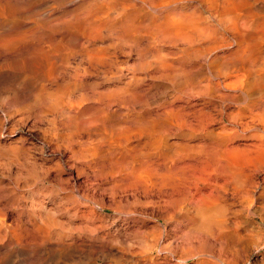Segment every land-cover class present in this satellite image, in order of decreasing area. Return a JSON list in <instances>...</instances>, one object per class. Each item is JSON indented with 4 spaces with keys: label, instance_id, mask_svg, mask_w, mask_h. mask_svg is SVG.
<instances>
[{
    "label": "rangeland",
    "instance_id": "1",
    "mask_svg": "<svg viewBox=\"0 0 264 264\" xmlns=\"http://www.w3.org/2000/svg\"><path fill=\"white\" fill-rule=\"evenodd\" d=\"M263 47L264 0H0V264H264V165L192 169L250 136L228 121L264 101ZM226 78L256 86L240 115L197 95Z\"/></svg>",
    "mask_w": 264,
    "mask_h": 264
},
{
    "label": "bare ground",
    "instance_id": "2",
    "mask_svg": "<svg viewBox=\"0 0 264 264\" xmlns=\"http://www.w3.org/2000/svg\"><path fill=\"white\" fill-rule=\"evenodd\" d=\"M224 3V2H223ZM126 12V11H125ZM120 15V14H119ZM263 15V14H262ZM112 20V19H111ZM127 20V19H126ZM226 20V19H225ZM236 24V23H235ZM234 26V25H233ZM243 27V26H242ZM247 28V27H246ZM235 29V28H234ZM155 30V29H154ZM208 33V32H207ZM210 33V32H209ZM243 33H245V32H243ZM20 34V33H19ZM241 35V34H240ZM222 36V35H221ZM250 38V37H249ZM263 38V37H262ZM12 39V38H11ZM249 41V40H248ZM8 43V42H7ZM237 43V42H236ZM260 43V42H259ZM263 43V42H262ZM214 44V43H213ZM262 45V44H261ZM242 46V45H241ZM253 46V45H252ZM259 46V45H258ZM209 47V46H208ZM260 47V46H259ZM262 47V46H261ZM190 48V47H189ZM247 48H249V47H247ZM264 48V47H263ZM213 50V49H212ZM258 50V49H257ZM250 51V50H249ZM262 51H264L263 49H262ZM235 52V51H234ZM252 52V51H251ZM250 52V53H251ZM261 52V51H260ZM231 53V52H230ZM257 53V52H256ZM259 53V52H258ZM262 53V52H261ZM261 55V54H260ZM230 56V55H229ZM262 56H264L263 54L261 55V57ZM237 58V57H236ZM244 58V57H243ZM254 58V57H253ZM245 59V58H244ZM255 59V58H254ZM260 59H264L263 57L262 58H260ZM239 60V59H238ZM234 61V60H233ZM247 61V60H246ZM255 61V60H254ZM252 62V61H251ZM258 62V61H257ZM264 62V61H263ZM231 63V62H230ZM233 63V62H232ZM259 64H260V62H259ZM215 65V64H214ZM231 65V64H230ZM233 65H234V63H233ZM241 65H243V64H241ZM240 65V66H241ZM245 65H246V63H245ZM263 65V64H262ZM261 65V66H262ZM244 66V65H243ZM233 67V66H232ZM242 67V66H241ZM247 67V66H246ZM249 67V66H248ZM227 68V67H226ZM234 68V67H233ZM239 68V67H238ZM253 68V67H252ZM264 68V67H263ZM231 69V68H230ZM249 69V68H248ZM254 69H257L256 68V66H255V68ZM254 69H252V70H254ZM259 69V68H258ZM257 69V70H258ZM221 70V69H220ZM257 70H254V71H257ZM264 70V69H263ZM236 71H237V69H236ZM242 71V70H241ZM253 71V72H254ZM259 71V70H258ZM235 71H233V73H231L232 74V76H234L236 73H234ZM242 72H244V71H242ZM249 72H250V70H249ZM252 72V71H251ZM250 72V73H251ZM261 72V71H260ZM260 72H257V73H260ZM237 73H238V71H237ZM241 73V72H240ZM246 73H247V71H246ZM234 74V75H233ZM253 74V73H252ZM225 75H227L228 76V74H225ZM240 74H236V76H239ZM242 75V74H241ZM244 75H245V73H244ZM250 75V74H249ZM249 75H248V77H249ZM256 75V74H255ZM258 75V77L256 76V78H257V83L258 84H260V79L262 78V77H260V76H262V75H260L259 76V74H257ZM224 76V75H223ZM229 76H230V74H229ZM228 76V77H229ZM264 76V75H263ZM244 77V76H243ZM260 77V78H259ZM220 78H222V77H220ZM259 78V79H258ZM226 79H230V78H226ZM233 79V78H232ZM247 79V78H246ZM253 79H255V78H253ZM231 80V79H230ZM229 80V81H230ZM252 80V78L250 79V80H247V82H249V81H251ZM232 81V80H231ZM235 81V82H234ZM234 81H232L231 83L230 82H228V81H226V80H217L215 83H214V91H213V93L211 92V89H210V87L209 86H207V84H206V86H202V87H200L198 90H197V92H198V96H199V93H201V95L203 94V95H206V96H208V97H213L214 95H215V97H219L220 99H221V101L223 102L222 103V110H224V113H231V111L232 110H234L235 108H236V106H237V97L238 96H241V97H243L244 99H246V98H248V96H249V94L251 93V90L253 89V87L254 88H256V86L254 85H251L252 83V81L250 82V85H249V83L247 84V82H246V80L244 79V78H239L238 80H234ZM256 81V80H255ZM255 81H254V84H256L255 83ZM261 81H263L264 82V78H263V80H261ZM212 83H209V85H211ZM199 85H200V83H199ZM201 85H202V83H201ZM253 86V87H252ZM258 86V85H257ZM260 87H261V84L259 85ZM263 86V85H262ZM194 87V86H193ZM260 87H258V88H260ZM264 87V86H263ZM123 88V87H122ZM190 89V88H189ZM195 89V88H194ZM260 90V89H259ZM192 91V90H191ZM191 91H189V93L191 92ZM215 92V93H214ZM253 92V91H252ZM259 92V91H258ZM260 92H261V90H260ZM188 93V92H187ZM195 93V92H194ZM53 94V93H52ZM193 94V93H192ZM196 94V93H195ZM194 94V95H195ZM253 94H255L254 92H253ZM252 94V95H253ZM202 95V96H203ZM256 96V95H255ZM250 97V96H249ZM252 97V96H251ZM254 97V96H253ZM259 98L260 96H256V98ZM219 98H216V99H219ZM255 98V99H256ZM261 98H264V97H260L259 99H261ZM207 99V98H206ZM244 99H243V101H244ZM247 100V99H246ZM258 100V99H257ZM264 100V99H263ZM200 101V100H199ZM240 101V100H239ZM204 103V102H203ZM202 103V104H203ZM218 103V102H217ZM244 102H242V104H243ZM205 104V103H204ZM211 104V103H210ZM239 104H241V103H239ZM217 105V104H216ZM246 105V104H245ZM248 105H250V104H248ZM247 105V106H248ZM252 105V104H251ZM201 106H203L204 107V105H201ZM200 106V107H201ZM207 106H209V105H207ZM211 106V105H210ZM209 106V107H210ZM214 106V105H213ZM212 107V106H211ZM218 107V106H217ZM238 107H239V105H238ZM237 107V108H238ZM251 107H253V105L251 106ZM171 108V107H170ZM169 108V109H170ZM208 108V107H207ZM207 108H206V110H203V109H199V111H197V113L199 112V114L200 115H198L197 116V120H196V123H197V125H199V128H200V126L202 127V128H200V129H203V128H205V126L206 127H208V125L210 124V120H212V116L213 115H211V110H207ZM214 108V107H213ZM219 108H221V107H219ZM247 108V107H246ZM178 109V108H177ZM209 109V108H208ZM215 109V108H214ZM239 109V108H238ZM250 109V108H249ZM252 109V108H251ZM250 109V110H251ZM179 110V109H178ZM220 110V109H219ZM218 110V111H219ZM187 111V110H186ZM217 111V112H218ZM229 111V112H228ZM236 111L238 112V111H240V110H236L235 109V112H234V115L235 114H238V113H236ZM253 112L250 114L252 117H250L249 119L250 120H247V121H250V122H247L246 121V119L244 120V122H242V121H239V120H237V118H234L235 120H233V115L231 114V116H232V119L230 120V121H228V122H231L232 123V125H233V127L235 128V129H237V130H240V132H244V133H249L250 134V136L248 137V139L247 140H245V141H241V143H230V141L229 142H227V143H225L224 141V143H215V141H212V143L210 142V144L208 143V148L207 147H205L204 148V150L203 151H205V149H206V151H207V149H208V151H207V156L209 157V160L212 162V164H211V168L209 169V163H207L208 161H207V159H205V164H204V162H202V163H200L201 161H203L202 160V156H201V159L199 160L200 162V164H202V165H199V167H195V168H192V169H197V171L196 172H198V175H196L197 173L195 172V176H197L196 178H197V180L196 181H198V179L200 180V177H203V175H205L206 177L204 178V179H207L208 180V178L209 179H211L212 178V176H215V177H217L218 175H220V174H224L223 176L224 177H226V180L224 179V181H228L227 183H229L230 181L229 180H231V178H233V176H237L238 177V175L240 174V175H242L243 177H244V179H243V182L244 183H249V182H251V183H249V184H252L253 183V185H254V181L256 182V180H255V173L256 172H258L259 171V168H258V165H261V167H263V165H264V101H261L260 100V102H258V104H254V108H253V110H252ZM189 112H191V111H189ZM251 111H249V113H250ZM196 113V112H195ZM215 113H216V111H215ZM220 113H221V111H220ZM240 113H242V112H240ZM185 114V113H184ZM213 114V113H212ZM227 114V115H228ZM190 115H192V114H190ZM214 115H216V119H218V114H214ZM238 115H240V114H238ZM237 115V117L238 118H240L241 119V117H239ZM242 115V114H241ZM168 116V115H167ZM181 116V115H180ZM225 116V115H224ZM230 116V115H229ZM242 116H245V115H242ZM249 116V115H248ZM193 117V116H192ZM212 117V118H211ZM227 117V116H226ZM235 117V116H234ZM189 118V117H188ZM228 118V117H227ZM245 118V117H244ZM252 118V119H251ZM185 119V118H184ZM194 119V118H193ZM192 119V120H193ZM189 121V120H188ZM218 121V120H217ZM246 121V122H245ZM178 122H180V120L178 121ZM186 122V121H185ZM192 122V121H191ZM215 122H216V120H215ZM223 122H224V120H223ZM4 123V122H3ZM171 123V122H170ZM212 123H214L213 121H212ZM172 124V123H171ZM205 125V126H204ZM185 126H187V125H185ZM188 126H190V125H188ZM194 126V125H193ZM222 126V125H221ZM152 127V126H151ZM178 127V126H177ZM198 127V126H197ZM211 127V126H210ZM210 127H208V129L210 128ZM231 127V126H230ZM191 128H192V126H191ZM220 128V127H219ZM194 129V128H193ZM197 130H198V128H196ZM208 129H206V130H208ZM211 129H213V128H211ZM227 130L229 129V128H226ZM225 129V130H226ZM187 130H188V128H187ZM224 130V132H226ZM233 130V129H232ZM236 130V131H237ZM195 131V130H194ZM214 131V130H213ZM229 131H231V130H228V132ZM215 132V131H214ZM214 132H212V133H214ZM234 132H235V130H234ZM239 132V131H238ZM218 133V132H217ZM219 133H221L220 131H219ZM219 133H218V135H219ZM241 133V134H242ZM222 134H223V132H222ZM226 134V133H225ZM233 134V133H232ZM217 135V134H216ZM247 135V134H246ZM241 136V135H240ZM216 137H218V136H216ZM244 137V136H243ZM226 137H224V139H225ZM230 138V137H229ZM222 139H223V137H222ZM227 139V138H226ZM232 139V138H231ZM230 139V140H231ZM227 140H229V139H227ZM233 140V139H232ZM202 142H203V144L205 143L206 144V142H204L203 140H202ZM213 142H214V144H216V145H219V147L217 148L215 145H213ZM185 143V142H184ZM201 145V142H200V145L202 146V147H204V145ZM191 148V147H190ZM200 149V148H199ZM203 149V148H202ZM196 150H198V148H196ZM195 150V151H196ZM206 151H205V153H206ZM14 152V151H13ZM201 151L199 150V153H200ZM202 153V152H201ZM23 154V153H22ZM192 154V153H191ZM197 154V153H196ZM199 155V154H198ZM206 156V155H205ZM172 158V157H171ZM176 158V157H175ZM197 158V157H196ZM198 158H200V157H198ZM180 160V159H179ZM220 160H224L222 163L223 164H221V162H220ZM207 161V162H206ZM195 162H196V160H195ZM210 162V163H211ZM185 163V162H184ZM198 163V162H197ZM146 164V163H145ZM194 164H196V163H193V165ZM189 165H191V164H189ZM186 166H188V165H186ZM186 166H184V170H185V167ZM196 166V165H195ZM198 166V165H197ZM153 167V166H152ZM191 167L192 166H190V168H189V166H188V168L189 169H191ZM194 167V166H193ZM150 168V167H149ZM175 168V167H174ZM188 168H186V170L188 169ZM199 168V169H198ZM188 169V170H189ZM261 169V168H260ZM263 170H264V168H262ZM159 170V169H158ZM183 170V169H182ZM175 171V170H174ZM191 171V170H190ZM193 172L195 171V170H192ZM261 171V170H260ZM177 172V171H176ZM166 173V172H165ZM236 173H239V174H236ZM218 174V175H217ZM174 175V174H173ZM176 175V174H175ZM188 176V175H187ZM193 176H194V174H193ZM222 176V177H223ZM235 176V177H236ZM166 177H168V176H166ZM190 177V176H189ZM237 177L235 178V180L237 179ZM263 177H264V175H263ZM170 178H172L171 176H170ZM169 178V179H170ZM174 178V177H173ZM204 179H201V180H204ZM241 179V178H240ZM264 179V178H263ZM218 180H219V178H218ZM260 180H262V178L260 179ZM164 180H162V182H163ZM194 181V180H193ZM211 181H213L212 179L210 180V182ZM222 181V180H221ZM223 181V184H221V183H219V182H217L216 184L218 185V186H222V185H224V182ZM258 182H259V179L257 180ZM136 182V181H135ZM205 182H209V181H205ZM215 182V181H214ZM213 182V183H214ZM232 182V181H231ZM233 182H234V179H233ZM233 182H232V184H233ZM258 182H256V184L258 185ZM207 183H205V184H207ZM234 183H236V182H234ZM241 183V182H240ZM194 184V183H193ZM197 184H198V182H197ZM201 185H202V183H200ZM200 184H198V185H200ZM209 184V183H208ZM207 184V187L208 186H210V185H208ZM215 184V183H214ZM239 184V183H238ZM249 184H248V186H249ZM190 185H192V184H190ZM190 185H188V186H190ZM226 185V184H225ZM224 185V186H225ZM233 185H235V184H233ZM253 185H252V187H253ZM264 185V184H263ZM195 186V189L197 188V185H194ZM203 186V185H202ZM206 186V185H205ZM213 186V185H212ZM227 186V188H228V185H226ZM236 186V185H235ZM255 186V185H254ZM192 187H193V185H192ZM220 187H219V189H220ZM243 188L245 187V185L244 186H242ZM251 187V188H252ZM259 187V186H258ZM257 187V188H258ZM189 188V187H188ZM199 188V187H198ZM212 188H214V189H216L217 190V188L214 186V187H212ZM240 188V187H239ZM251 188H249V189H251ZM257 188H255V190L257 189ZM187 189V188H186ZM190 189V188H189ZM192 189V188H191ZM222 189H223V186H222ZM231 189V188H230ZM229 189V190H230ZM234 189V187L232 188V190ZM199 190H201V188L200 189H198V190H196V191H199ZM204 190V189H203ZM224 190H226L225 189V187H224ZM243 190V189H242ZM246 190L248 191V188L246 187ZM254 190V189H253ZM252 190V191H253ZM193 191V190H192ZM212 191H214L213 189H212ZM249 191H251V190H249ZM248 191V192H249ZM187 192H189V194H190V190L188 191L187 190ZM211 192V191H210ZM210 192L208 193L209 194V196H210ZM220 192H221V190H220ZM236 191H234V193H235ZM242 192V191H241ZM245 192V191H244ZM244 192H242V195L244 194ZM247 192V193H248ZM192 193V192H191ZM204 192H202V194H203ZM206 193V195L208 196V194H207V192H205ZM204 193V194H205ZM211 193H213L212 195H211V197L213 196H215L214 194V192H211ZM219 193V192H218ZM233 193V194H234ZM238 193H240V191L238 192ZM253 193H254V191H253ZM200 194V193H199ZM203 194V195H204ZM223 194V193H222ZM222 194H218V195H221V197H222V199H223V196H222ZM225 194V193H224ZM223 194V195H224ZM201 195V194H200ZM200 195H198V196H196V198H197V200H196V204H197V201H199V203L201 202V200L199 199L198 200V198H199V196ZM228 194H226L225 195V197L227 196ZM234 195H236V194H234ZM255 195V194H254ZM191 196H193V195H191ZM207 196L206 197H202V196H200L201 198H203V201H204V198H206V200H207ZM216 196H217V194H216ZM252 196H253V194H252ZM238 197H241V196H238ZM255 197V196H254ZM195 198V199H196ZM215 198V197H214ZM244 198V195H243V197H242V201L244 200L243 199ZM246 198V200H248L247 198H248V196L247 197H245ZM210 199V198H209ZM218 199L219 198H217V200L215 199V201H218ZM221 199V198H220ZM250 200L252 199V197L250 196V198H249ZM213 200V199H212ZM224 200V199H223ZM255 200V199H254ZM214 201V200H213ZM221 201V200H220ZM240 201H241V199H240ZM211 202V201H210ZM216 203V202H215ZM195 204V205H196ZM203 204V203H202ZM199 205H201V203L199 204ZM207 205V204H206ZM209 205V204H208ZM248 206V205H247ZM200 207V206H199ZM200 211V210H199ZM209 211H211L212 212V210H209ZM198 212V211H197ZM201 212V211H200ZM208 213V212H207ZM213 213V212H212ZM205 215V213H202V214H200V215ZM209 214V213H208ZM200 218V217H199ZM217 219V218H216ZM215 219V223L217 222L218 223V220H216ZM224 219V218H223ZM203 225V224H202ZM211 225H212V223H211ZM213 225H215V224H213ZM220 225V224H219ZM215 228H218L217 230H219L220 231V229H219V227H215ZM220 228H222V226L220 227ZM226 229H227V227H226ZM228 230V229H227ZM194 234V233H193ZM192 234V235H193ZM196 234V233H195ZM188 235H190V234H188L187 233V236ZM192 235H190V238L192 239ZM185 236V235H184ZM192 236V237H191ZM186 237V236H185ZM185 237H183V239H185ZM188 239L189 241H191L192 242V240L191 239ZM214 238V237H213ZM187 239V238H186ZM185 239V240H186ZM209 239H211V238H209ZM185 240H184V242H185ZM187 240V241H188ZM186 241V242H187ZM188 241V242H189ZM211 241H212V239H211ZM187 242V243H188ZM193 243V242H192ZM212 243V242H211ZM215 243L216 242H214L213 244H214V246H215ZM223 243V242H222ZM190 243H188V245H189ZM194 244H192V247H193V249L194 248H196L197 250H198V248L197 247H199L200 248V246L198 245L197 247H195V246H193ZM202 245V244H201ZM204 245V244H203ZM212 245V244H211ZM185 246V245H184ZM214 246H212V247H214ZM219 246H221V248L222 247H225V245H220L219 244ZM186 247V246H185ZM189 247L190 246H188V248L186 249V252L188 251V249H189ZM192 247L189 249L190 251H192L193 249H192ZM216 247V246H215ZM217 247H218V245H217ZM220 248V247H219ZM218 248V249H219ZM242 248V247H241ZM201 249V248H200ZM214 249V248H213ZM225 249V248H224ZM243 249V248H242ZM223 250V249H222ZM221 250V251H222ZM232 250L233 249H231V252H232ZM189 251V252H190ZM195 251V250H194ZM193 251V252H194ZM220 251V250H219ZM220 251V253H222ZM226 251V250H225ZM225 251L223 252V253H225ZM234 251H236L235 249L233 250V253H234ZM240 251V250H239ZM216 252H218V251H216ZM227 252V251H226ZM230 252V253H231ZM238 252V251H237ZM241 252V251H240ZM240 252L239 253H235L236 255H238V254H240ZM243 252V251H242ZM192 253V252H191ZM228 253V252H227ZM227 253H225V255L227 254ZM233 253H232V256H233ZM247 253V252H246ZM218 254V253H217ZM234 254V255H235ZM248 254V253H247ZM224 255V254H223ZM229 255V254H228ZM243 255H245V253H242V256H240V255H238V256H240V259L243 257ZM222 256V255H221ZM247 256V255H246ZM219 257V256H218ZM225 257V256H224ZM245 257V256H244ZM226 258H227V256H226ZM230 258H232V257H230ZM229 258V260H232V259H230ZM234 258V257H233ZM236 258V257H235ZM239 258V257H238ZM237 258V259H238ZM245 258H247V257H245ZM220 259V258H219ZM240 259H239V261H240ZM243 259V258H242ZM226 260V259H225ZM227 260H228V258H227ZM227 260H226V262H227ZM228 260V261H229ZM243 260H245V259H243ZM223 261V260H222ZM232 261H234V260H232ZM236 261V260H235ZM228 263H230V262H227V264ZM232 264V263H231ZM234 264H236V263H234Z\"/></svg>",
    "mask_w": 264,
    "mask_h": 264
}]
</instances>
